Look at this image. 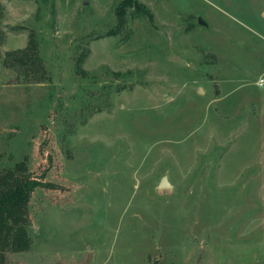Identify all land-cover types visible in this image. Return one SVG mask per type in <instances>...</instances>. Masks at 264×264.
<instances>
[{
    "label": "rangeland",
    "instance_id": "1",
    "mask_svg": "<svg viewBox=\"0 0 264 264\" xmlns=\"http://www.w3.org/2000/svg\"><path fill=\"white\" fill-rule=\"evenodd\" d=\"M261 76L264 0H0V177L53 184L6 263L264 264Z\"/></svg>",
    "mask_w": 264,
    "mask_h": 264
},
{
    "label": "trees",
    "instance_id": "2",
    "mask_svg": "<svg viewBox=\"0 0 264 264\" xmlns=\"http://www.w3.org/2000/svg\"><path fill=\"white\" fill-rule=\"evenodd\" d=\"M80 58L77 62H83ZM4 64L18 70L26 78L32 76L37 83L46 80L47 72L38 55V44L35 38H30L27 47L7 52ZM45 181L22 178L13 169L0 177V264H7V252L26 251L32 244L30 233L29 202L32 192L37 187H52ZM153 264H158L154 262Z\"/></svg>",
    "mask_w": 264,
    "mask_h": 264
},
{
    "label": "water",
    "instance_id": "3",
    "mask_svg": "<svg viewBox=\"0 0 264 264\" xmlns=\"http://www.w3.org/2000/svg\"><path fill=\"white\" fill-rule=\"evenodd\" d=\"M199 21H200V23H204V21H203L202 19H200ZM171 186H172V185H171V183L169 182V180H168L167 177H164V178L161 180L160 184H159V187H160V188H169V187H171Z\"/></svg>",
    "mask_w": 264,
    "mask_h": 264
},
{
    "label": "built area",
    "instance_id": "4",
    "mask_svg": "<svg viewBox=\"0 0 264 264\" xmlns=\"http://www.w3.org/2000/svg\"><path fill=\"white\" fill-rule=\"evenodd\" d=\"M257 84L261 87H264V76L258 78Z\"/></svg>",
    "mask_w": 264,
    "mask_h": 264
}]
</instances>
